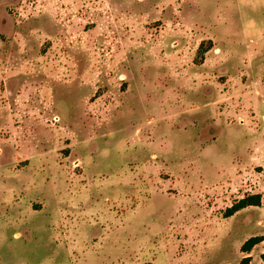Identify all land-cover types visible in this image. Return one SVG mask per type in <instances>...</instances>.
<instances>
[{"label":"rangeland","instance_id":"1","mask_svg":"<svg viewBox=\"0 0 264 264\" xmlns=\"http://www.w3.org/2000/svg\"><path fill=\"white\" fill-rule=\"evenodd\" d=\"M256 236L264 0H0V264H264Z\"/></svg>","mask_w":264,"mask_h":264},{"label":"trees","instance_id":"2","mask_svg":"<svg viewBox=\"0 0 264 264\" xmlns=\"http://www.w3.org/2000/svg\"><path fill=\"white\" fill-rule=\"evenodd\" d=\"M205 42H202L200 47H199V55H203L207 51V49L204 50ZM261 205V196L260 195H251L249 197H245L242 200H240L238 203L233 205L231 208H229L226 211L227 216H232L235 213L246 209L247 207L251 206H260ZM264 242V236H256V237H251L248 239L241 247V251L243 253H247L248 255L250 252L253 250L254 247L257 245L261 244ZM262 261L264 262V254L261 256ZM252 258L250 256H247L243 258L239 264H250Z\"/></svg>","mask_w":264,"mask_h":264}]
</instances>
